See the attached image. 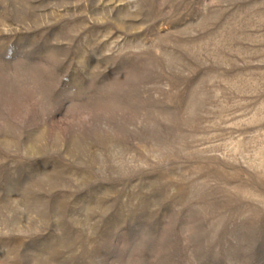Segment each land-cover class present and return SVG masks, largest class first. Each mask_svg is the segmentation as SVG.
Masks as SVG:
<instances>
[{
	"label": "rangeland",
	"instance_id": "1",
	"mask_svg": "<svg viewBox=\"0 0 264 264\" xmlns=\"http://www.w3.org/2000/svg\"><path fill=\"white\" fill-rule=\"evenodd\" d=\"M0 264H264V0H0Z\"/></svg>",
	"mask_w": 264,
	"mask_h": 264
}]
</instances>
